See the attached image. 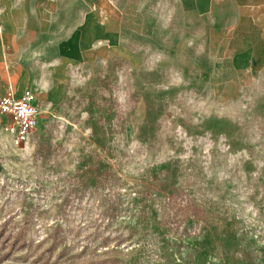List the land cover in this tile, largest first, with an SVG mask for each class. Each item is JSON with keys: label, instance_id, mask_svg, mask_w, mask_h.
<instances>
[{"label": "rangeland", "instance_id": "rangeland-1", "mask_svg": "<svg viewBox=\"0 0 264 264\" xmlns=\"http://www.w3.org/2000/svg\"><path fill=\"white\" fill-rule=\"evenodd\" d=\"M119 1L28 142L0 118V264H264V55L231 0Z\"/></svg>", "mask_w": 264, "mask_h": 264}, {"label": "crops", "instance_id": "crops-1", "mask_svg": "<svg viewBox=\"0 0 264 264\" xmlns=\"http://www.w3.org/2000/svg\"><path fill=\"white\" fill-rule=\"evenodd\" d=\"M203 8L207 0H197ZM119 0H0V96L59 87L63 72L120 48ZM236 55H264V0H231ZM228 67H230L228 65ZM34 89V90H33Z\"/></svg>", "mask_w": 264, "mask_h": 264}, {"label": "built area", "instance_id": "built-area-1", "mask_svg": "<svg viewBox=\"0 0 264 264\" xmlns=\"http://www.w3.org/2000/svg\"><path fill=\"white\" fill-rule=\"evenodd\" d=\"M37 94L26 89L17 94L12 84L0 96L1 126L12 135L16 144L28 142L42 116Z\"/></svg>", "mask_w": 264, "mask_h": 264}]
</instances>
